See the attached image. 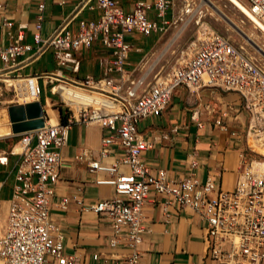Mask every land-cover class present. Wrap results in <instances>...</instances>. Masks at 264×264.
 <instances>
[{
	"label": "built area",
	"instance_id": "obj_1",
	"mask_svg": "<svg viewBox=\"0 0 264 264\" xmlns=\"http://www.w3.org/2000/svg\"><path fill=\"white\" fill-rule=\"evenodd\" d=\"M239 1L251 14V21L255 23V19L264 26V0ZM170 5V0H153L151 4L137 1L124 12L114 0H78L52 32L41 37L43 2L39 1L29 58L52 47L57 64L67 66L76 63L74 54L80 47L88 48L96 39L111 49L112 69L117 77H86L77 84L64 85L94 97L78 104L79 119L95 121L111 131L101 136L97 157L86 161V170L97 174L95 184L111 186L114 195L86 208L109 221L113 234L110 246L123 244L130 248L125 264H138L142 207L150 192L164 198V212L173 202L191 209L205 221L203 259L209 264H264V70L227 37L203 28L192 43L189 56L164 75L152 82H146L144 77L130 78L124 71L129 46L123 41V34L162 32L168 25L165 15ZM85 6L99 9V17L79 19L75 30L68 28ZM150 7L158 21L146 17ZM1 10L0 2V15ZM1 21L10 26L5 18ZM30 49L31 45L16 39L0 46V60L5 67H11L17 56ZM178 86H206L233 92L247 110L251 154L240 162L231 189H222L211 178L199 181L192 172L195 161L189 163L186 176L172 180L165 170L151 173L142 160L143 151L151 143L140 137L137 124L142 118L158 116ZM214 123L219 125L220 118ZM68 125L44 123L21 134L19 161L0 232V264H44L47 257L56 264H76L74 255L63 253L62 235L48 217L49 198L58 178L59 150L66 140ZM162 137L166 138V134ZM112 144L118 146V152L110 148ZM107 157L112 160L106 162ZM67 202L68 198L63 197L60 207L65 208ZM91 258L99 259L97 264H118L100 259L96 253Z\"/></svg>",
	"mask_w": 264,
	"mask_h": 264
},
{
	"label": "crops",
	"instance_id": "obj_2",
	"mask_svg": "<svg viewBox=\"0 0 264 264\" xmlns=\"http://www.w3.org/2000/svg\"><path fill=\"white\" fill-rule=\"evenodd\" d=\"M39 1L43 2L41 37L49 35L78 2L0 0V46L5 47L18 39L19 43L32 47L17 56L16 63L11 67H5L0 60V81L3 80L2 76L8 75L32 81L37 87V96L32 100H15L11 104L38 101L43 110L44 123L55 124L59 123L60 107L65 108L63 112L69 111L62 103L63 99L72 104L74 91L71 88L74 87L64 84H77L86 77L115 78L118 73L112 69L111 49L102 45L99 39L92 41L88 48L80 47L75 52V64L58 65L52 47L29 58L34 46L33 24ZM114 1L124 12H128L137 1L153 2ZM100 13L95 7L85 6L68 28L75 30L79 19L96 20ZM145 15L149 20L158 21L153 7L146 10ZM1 18L10 22V26L2 25ZM165 18L169 25L170 7ZM165 30L149 35L136 31L123 34V41L129 46L124 71L130 78H133L130 73L153 49ZM221 114L224 115L221 117ZM216 118H220L219 125L214 123ZM66 122L69 123L67 137L59 150L58 178L48 204V217L62 235V251L74 255L76 264H97L99 259L95 261L91 258L94 253L100 259L125 264L124 259L130 255V248L123 244L110 246L109 240L113 234L109 221L86 208L114 195L111 186L95 184L93 179L97 174L86 170V161L97 157L101 136L111 131L101 128L95 121L81 120L77 113L70 111ZM248 123L249 114L237 94L206 86L196 89L178 86L158 116H148L138 122V134L151 143L141 157L151 173L162 169L172 180L186 176L189 163L195 161L192 172L199 181L211 178L216 185L229 190L234 185L240 162L251 154L248 149ZM21 134L10 132L8 119L0 120V214L3 224L19 161ZM163 134H166V138L162 137ZM110 148L115 152L119 150L116 144ZM105 160L110 162L112 159L107 157ZM63 197L68 198L65 208L59 205ZM163 201V197L150 192L143 204V232L137 246L138 264H209L203 259L205 221L191 209L179 207L173 202L167 205L164 212ZM44 264L56 263L47 257Z\"/></svg>",
	"mask_w": 264,
	"mask_h": 264
},
{
	"label": "rangeland",
	"instance_id": "obj_3",
	"mask_svg": "<svg viewBox=\"0 0 264 264\" xmlns=\"http://www.w3.org/2000/svg\"><path fill=\"white\" fill-rule=\"evenodd\" d=\"M170 2V23L164 33L160 35L153 49L145 55L144 59L130 73L133 78L144 77L146 82H152L174 66H177L189 56L193 47L192 43H195L197 34L203 28L227 37L236 48H239L264 70V32L258 29L249 18L239 12L229 1L170 0ZM214 9L218 10L252 40L259 50L247 42ZM1 78L3 80L0 81V120L4 121L7 119L6 105L15 100L33 99L21 98L17 88L19 83L32 81L19 80L20 78L10 75ZM71 91L86 93L74 88H71ZM66 102V100L62 101L70 112L76 113V107ZM2 217L0 214V232L3 225Z\"/></svg>",
	"mask_w": 264,
	"mask_h": 264
},
{
	"label": "water",
	"instance_id": "obj_4",
	"mask_svg": "<svg viewBox=\"0 0 264 264\" xmlns=\"http://www.w3.org/2000/svg\"><path fill=\"white\" fill-rule=\"evenodd\" d=\"M214 10L247 42H249L259 50V48L252 42V40H250L244 33H242L232 22H230L218 10ZM6 114L9 121L10 132L12 134L23 133L44 125L43 110L41 109L38 101H28L23 104H10L6 107Z\"/></svg>",
	"mask_w": 264,
	"mask_h": 264
},
{
	"label": "bare ground",
	"instance_id": "obj_5",
	"mask_svg": "<svg viewBox=\"0 0 264 264\" xmlns=\"http://www.w3.org/2000/svg\"><path fill=\"white\" fill-rule=\"evenodd\" d=\"M229 1L239 12H241L243 15H245L247 18L250 19V21L253 19L251 14L248 12V10L245 8V6L241 3L239 0H227ZM255 25L264 32V26L260 23H258L255 19ZM18 93L21 98L25 99H32L36 96V87L32 82L28 83H19L17 84ZM91 94L88 93H82L74 91L73 97L71 98V103L77 107L79 103H87L93 100L90 96Z\"/></svg>",
	"mask_w": 264,
	"mask_h": 264
},
{
	"label": "trees",
	"instance_id": "obj_6",
	"mask_svg": "<svg viewBox=\"0 0 264 264\" xmlns=\"http://www.w3.org/2000/svg\"><path fill=\"white\" fill-rule=\"evenodd\" d=\"M63 110H65V108H61V107H60V112H59V114H58V120H59V123H65L66 118H67V116H68V114H69V111H64V112H63Z\"/></svg>",
	"mask_w": 264,
	"mask_h": 264
}]
</instances>
